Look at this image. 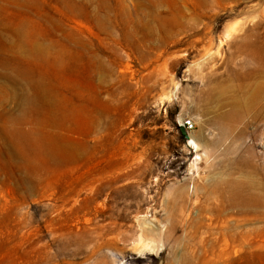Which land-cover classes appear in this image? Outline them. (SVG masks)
Returning <instances> with one entry per match:
<instances>
[{
	"label": "rangeland",
	"instance_id": "obj_1",
	"mask_svg": "<svg viewBox=\"0 0 264 264\" xmlns=\"http://www.w3.org/2000/svg\"><path fill=\"white\" fill-rule=\"evenodd\" d=\"M0 264H264V0H0Z\"/></svg>",
	"mask_w": 264,
	"mask_h": 264
},
{
	"label": "bare ground",
	"instance_id": "obj_2",
	"mask_svg": "<svg viewBox=\"0 0 264 264\" xmlns=\"http://www.w3.org/2000/svg\"><path fill=\"white\" fill-rule=\"evenodd\" d=\"M173 95L172 90L169 91V93L167 94V97L170 98ZM189 137L187 139V142L189 145H193L195 147V153L198 155V158H200V154L199 151L201 150V146L199 145V143L196 141L195 137L193 136L192 132H189ZM141 225L143 226V231H145L148 235L151 233H154L153 239L150 241L148 238H145L146 236L143 235V237H141V241L147 245L150 246V249H154L153 245L151 244V242L155 245L156 244V252H159L160 250H162V245L160 243L159 237H158V231H156L153 227H151L150 225H148L144 220L141 221Z\"/></svg>",
	"mask_w": 264,
	"mask_h": 264
},
{
	"label": "built area",
	"instance_id": "obj_3",
	"mask_svg": "<svg viewBox=\"0 0 264 264\" xmlns=\"http://www.w3.org/2000/svg\"><path fill=\"white\" fill-rule=\"evenodd\" d=\"M181 124L186 127L188 132L195 128V122L192 119H184Z\"/></svg>",
	"mask_w": 264,
	"mask_h": 264
},
{
	"label": "water",
	"instance_id": "obj_4",
	"mask_svg": "<svg viewBox=\"0 0 264 264\" xmlns=\"http://www.w3.org/2000/svg\"><path fill=\"white\" fill-rule=\"evenodd\" d=\"M180 131L184 135V137L188 139V131L186 130V127L184 125H180Z\"/></svg>",
	"mask_w": 264,
	"mask_h": 264
}]
</instances>
